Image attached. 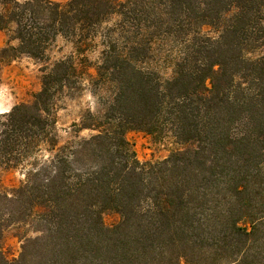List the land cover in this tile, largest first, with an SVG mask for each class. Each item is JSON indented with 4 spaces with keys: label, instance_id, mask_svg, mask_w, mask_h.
<instances>
[{
    "label": "trees",
    "instance_id": "trees-1",
    "mask_svg": "<svg viewBox=\"0 0 264 264\" xmlns=\"http://www.w3.org/2000/svg\"><path fill=\"white\" fill-rule=\"evenodd\" d=\"M263 7L0 0V31L17 41L0 59L41 60L57 37L79 58L45 69L32 101L0 114V166L33 161L10 195L0 192V264H264ZM153 50L173 55V78L145 67ZM85 89L96 109L60 144L58 101ZM128 132H167L178 148L141 164ZM107 210L120 215L111 229L101 219ZM30 222L39 236L7 262L4 227Z\"/></svg>",
    "mask_w": 264,
    "mask_h": 264
},
{
    "label": "rangeland",
    "instance_id": "rangeland-1",
    "mask_svg": "<svg viewBox=\"0 0 264 264\" xmlns=\"http://www.w3.org/2000/svg\"><path fill=\"white\" fill-rule=\"evenodd\" d=\"M19 1L24 2L26 0ZM53 1L64 3L66 0ZM262 14L264 18V7ZM262 27L264 29V19L262 20ZM10 37V33L0 31V51L3 48L17 47V41L11 40ZM260 53L261 51L257 50L247 57L255 58ZM84 56L88 62L95 63L98 50L88 52ZM69 57H73L75 63L79 60L75 54L72 41L57 37L48 47L45 57L41 60L25 54H14L12 58L0 59V114L7 113L16 105L30 103L33 95L41 88L43 71L51 68L56 62ZM173 59V55L167 57L153 50V55L145 67L157 72L161 79L169 80L174 77ZM89 73L93 74V70L90 69ZM87 109L91 111L96 109V101L88 89L83 90L82 94L74 98L65 97L58 101L54 116L55 128L61 137L60 144L66 139L71 125L77 123L79 116ZM91 134L93 133L90 131H83L80 136L88 137ZM126 140L131 146L136 160L141 164L163 161L178 148L167 132L158 135L128 132ZM37 156L46 158V153L41 152ZM32 162L31 158L13 169L0 166V192L10 195L11 191L24 181L26 173L32 168ZM262 169L264 172V163ZM101 219L104 226L111 229L119 223L120 215L117 210H107L102 212ZM33 228L36 229L34 222H30L21 230L16 225L4 227L1 253L7 262L12 263L18 259L25 239L39 236V233L34 232Z\"/></svg>",
    "mask_w": 264,
    "mask_h": 264
}]
</instances>
